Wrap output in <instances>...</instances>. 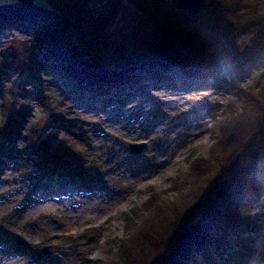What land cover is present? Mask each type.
I'll return each instance as SVG.
<instances>
[{
	"label": "rangeland",
	"instance_id": "1",
	"mask_svg": "<svg viewBox=\"0 0 264 264\" xmlns=\"http://www.w3.org/2000/svg\"><path fill=\"white\" fill-rule=\"evenodd\" d=\"M17 1L47 5L46 0ZM156 2L169 11L179 0ZM240 3L241 14L253 9L252 19L232 16L237 22L228 44L235 58L230 71L226 63L213 71L214 87L204 89L201 78L178 69L184 42L191 40L187 34L172 36L178 25L168 22L163 34L176 40L183 56L177 62L158 56L173 65L160 69L167 79L144 80L146 69L139 68L138 85L121 91L114 105L107 106L80 98L72 85L43 70L33 68L29 79L15 84L23 74L18 67L28 64L25 51L31 43L16 32L0 34V264H116V240L127 237L135 212L155 219L159 206L181 201L174 180L190 159L206 158L218 144L209 128L216 126L221 109L235 101L230 88L239 84L264 90V62L260 67L249 64L264 45V0ZM111 22L108 39L95 46L97 60L117 57L122 50L131 61L144 57L142 43L156 38L144 27L145 15L128 1L116 0ZM86 24L85 34L90 29ZM125 36L130 40L123 47ZM190 43L199 49L194 40ZM83 61L90 63L87 57ZM42 142L47 143V160ZM133 144L145 149L133 154ZM153 195L154 205L148 203ZM242 212L251 218V228L241 235L240 246L234 243L225 264L264 260V196Z\"/></svg>",
	"mask_w": 264,
	"mask_h": 264
},
{
	"label": "trees",
	"instance_id": "2",
	"mask_svg": "<svg viewBox=\"0 0 264 264\" xmlns=\"http://www.w3.org/2000/svg\"><path fill=\"white\" fill-rule=\"evenodd\" d=\"M46 1L47 5L17 0L0 4V34L16 32L31 43L25 51L28 64L18 67L17 63L14 68L23 73L15 84L29 79L33 68L43 70L72 85L80 98L107 106L114 105L121 91L138 85L139 68L146 69L144 80L167 79L160 69L173 65L146 49H142L145 56L136 61L124 57L122 49L117 57L115 53L106 61L97 60L95 46L108 39L111 19H116V0ZM126 1L145 15L148 22L144 27L152 29L151 37L166 33L167 23L173 22L178 32H171L172 36L184 38L187 34L197 43L199 49L191 41L184 42L185 54L177 67L185 76L201 78L204 89L215 86L213 71L220 63L231 69L235 57L228 36L236 21L232 16L240 14L249 20L253 10L241 14L240 0H207V9L193 15L165 11L156 0ZM218 22L222 26L216 28ZM86 23L90 27L87 34L83 30ZM263 50L264 45L250 65H263ZM10 68L12 65L6 70ZM229 91L235 101L221 109L216 126L209 128L218 136V144L206 158L195 155L197 160L190 159L174 180L173 190L181 194V201L173 207L159 206L155 219L144 211L135 212V221L131 218L127 223V237L116 240V264H225L224 257L234 243L240 246L241 234L249 231L252 221L242 210L264 193V90L235 84ZM148 203H156L154 195ZM255 261L264 264L262 259Z\"/></svg>",
	"mask_w": 264,
	"mask_h": 264
},
{
	"label": "water",
	"instance_id": "3",
	"mask_svg": "<svg viewBox=\"0 0 264 264\" xmlns=\"http://www.w3.org/2000/svg\"><path fill=\"white\" fill-rule=\"evenodd\" d=\"M206 6L207 4L205 0H179L178 5L174 9L177 11L180 10L192 14H199L206 9ZM129 40L130 36L123 38V41L125 42H129ZM142 45L149 51L172 62H177V60L183 56V51L177 47L176 40L170 36H167L166 34L158 35L152 42L144 41ZM40 149L43 155L48 158L49 153L46 142L41 143ZM144 149V144L130 145V150L132 153L140 154Z\"/></svg>",
	"mask_w": 264,
	"mask_h": 264
}]
</instances>
